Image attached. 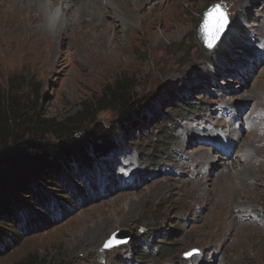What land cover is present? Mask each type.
Listing matches in <instances>:
<instances>
[{"label": "rangeland", "instance_id": "1", "mask_svg": "<svg viewBox=\"0 0 264 264\" xmlns=\"http://www.w3.org/2000/svg\"><path fill=\"white\" fill-rule=\"evenodd\" d=\"M94 1L109 7L106 0ZM242 1L246 4L240 6ZM113 2L119 11L118 0ZM216 2L129 0L133 13L125 25L136 26L143 13L148 17L162 11L163 18L145 25V33L139 31L130 39L127 36L134 32L121 29L116 22L113 44V32L100 33L101 52L115 64L111 69L98 68L91 59L93 36L79 44L57 38L52 59L60 66L55 70L53 62L48 71L38 70L29 62L0 66V132L19 127L34 114L51 120L52 130L60 136L71 134L75 140L85 136L83 133L104 130L103 137H98L103 139L97 144V152L90 150L68 170L49 174L48 186L35 188L25 195L24 206L19 204L16 226L0 227L4 232L12 227L21 238L18 245L12 244L15 239L11 237L0 240V264H249L233 250L232 241L205 237L202 224L212 220L209 207L215 209L218 201L211 203V199H220L216 176L223 169L234 173L249 162L242 157L250 142L248 137L262 152L254 162L258 164L264 156V141L252 139V129L244 125L252 107L262 110L254 114L256 121L264 118L263 89H254L261 82L264 88V39L256 36L261 27L264 36V19L259 16L264 15V0H219L229 14V27L217 45L206 51L197 32L203 12ZM30 6L28 2L27 8ZM137 6L143 9L142 14H136ZM17 7L7 5V14L10 10L27 14V9ZM41 7L36 10L43 25L48 23L52 31L60 21L66 26L65 15L52 12L46 16ZM152 7L158 10L150 12ZM77 12L73 7L67 14L76 18ZM113 19L114 15H107L103 23L117 21ZM166 26L168 31H164ZM120 82L124 84L122 100L131 104L133 112L124 120L117 99L110 102L108 98ZM244 93L250 97L246 106L236 112L228 110L231 105L226 104L232 99L241 101ZM17 106L23 111L13 126ZM187 128L194 133L184 134ZM227 128L237 134L224 135ZM208 130L222 143L215 145L220 148L218 158L209 151L213 141L202 137ZM53 131L46 140L59 144ZM238 135L240 141L227 147L229 139L235 141ZM181 136L184 145L179 147ZM182 151L190 158L207 151L206 155L216 160L204 173L206 182L201 181L206 195L194 191L202 197L201 202L195 203L191 195L197 184V163L188 162L180 155ZM225 160L235 164L223 166ZM184 162L188 166H178ZM248 181L251 192L236 194L252 196L250 199L223 203L229 211L241 208L252 220H238L248 225L238 227L240 241L262 240L264 244V196L253 192V178ZM263 181L258 190L264 191ZM235 224L239 223L235 220ZM94 227H101L102 235L98 242L85 246L92 240L87 238V231ZM118 231L127 232L129 241L103 249L104 242ZM194 249L198 254L185 255Z\"/></svg>", "mask_w": 264, "mask_h": 264}, {"label": "bare ground", "instance_id": "2", "mask_svg": "<svg viewBox=\"0 0 264 264\" xmlns=\"http://www.w3.org/2000/svg\"><path fill=\"white\" fill-rule=\"evenodd\" d=\"M28 2L29 4L31 3V6L29 8H27ZM106 2L109 3L110 8L106 7L107 5L102 6V4L99 3L98 5L94 0H0V27L2 28V32L0 33V66L10 67L18 62H29V64L31 63L32 66L37 67L38 70L40 69L43 71H48L50 64L53 62V54L54 52H56V48L54 46L56 45L57 38H59L60 41L71 39L70 41L73 40V42L75 41L76 44H79L82 43L83 40L87 37L91 38V36H93L94 39H91V43L95 48L92 49V46L89 47L91 59H93L98 68H114L115 64L106 59V57L101 52V42H99L100 33L111 34L113 32V38L111 39V44H113V42L116 41L114 28L116 27L115 23L117 22L121 24V29L125 27L124 29H127L126 31H129L131 29L134 32L131 33V35L130 33L128 36L126 35L128 39H130L139 31L145 33V25H152V22L156 21L157 19H162L163 12H159L157 11V8L152 7L150 9V12L151 10L155 9L154 11H157L156 14L151 15L150 13L148 17H145L144 13L142 14L143 9L137 6L138 10L136 11V14L139 11L142 14L140 17L138 16L137 25H125V23L128 24L127 17L131 15V13H133L129 0H118L119 5H116L118 6L117 8L120 9L119 11L114 9L113 6H115V3L113 2V0H106ZM245 4V1H242L240 3V6H243ZM7 5H9V7H14L16 5L20 8L27 9V14H23L22 11L18 13L13 10H10V12L7 14L5 9ZM151 5L152 4H150V6ZM38 6H42L44 8V11L48 14L46 16L51 15L52 12L56 14L60 12L59 15L61 17L65 15L67 21L66 26H64L65 24L60 21L59 25L55 29L56 31L50 30L47 26L48 23L47 25H43V18L40 12L36 10V8L40 10ZM73 7L76 8V11H78L76 18L73 16L71 18V15L67 14V12H69ZM107 15H114L113 20L116 19L117 21H104L103 23V19H105ZM259 16L264 19V15L261 14ZM100 19H102V21H99ZM46 21L48 22V19ZM236 26L240 28L239 23L236 24ZM169 29L170 27L166 26V29L164 28V31H168ZM262 30L263 27L258 30L256 36L264 39ZM59 66V61H54L52 64V70H55ZM248 77L249 78L247 81H250L252 77L249 75ZM247 81H245L244 83H246ZM254 89H263L264 93L262 82ZM244 95L245 93L241 95V101L235 99L230 100V104L227 103L226 105L231 106L227 109L236 112L237 110L239 111L243 107H245L248 103V100H250V97H245ZM257 108L258 107L251 108V113L247 116V118H245L244 125H248L252 129L250 131L252 139H258L257 142L261 143L264 141V134H260L264 131V118H261V120L258 121H256L257 119H254V114L262 111L261 109ZM225 110L226 109L224 108V111ZM229 132H231L230 128L223 134L226 135ZM191 133H194V130H192L191 128H187V132H184V134L186 135H190ZM231 133H235V135L237 134V132ZM202 137H205L206 141L212 140L213 143L209 145V151L212 154L216 155L217 158L221 156L220 148H217L219 146L216 145L219 144L217 142V135L213 131L208 130L206 133H203ZM239 138V135L237 136V138H235V141L234 138H228L230 141L226 143L227 147L230 146L231 143H233L234 146L238 142V140L240 141ZM248 139L250 142L246 144L242 157L245 158V161L249 162L239 170H237L236 168V170H234V173L229 169H223L220 171V174H218L214 179V184L217 192L220 194V199H211V203H214L216 201H218V203L216 208L213 210H211L209 207V211L212 214V220L203 221L202 225L205 228L203 235L205 237H213L219 240L232 241L233 243H235V247L233 250L237 251V253L240 252L243 259L249 262V264H264L263 241L260 239L261 241L255 243L242 242L240 241L241 238L237 236L238 227L246 225L238 220L247 219L249 221H252L248 217L249 215L247 216V212L241 210V208L238 207H235L232 211H229L226 204L223 203L225 200H228L229 202H235L238 199H250L252 196L247 198L245 196L236 194L240 191L247 194L251 192L248 181L250 178H253L254 182L253 187L255 189L253 192H255L259 196H264V191L258 190L257 187V185L261 183L262 180H264V156L259 160L258 164L254 162L256 158H259L256 156L257 153L262 152L257 150V146L255 145L253 140H250V137H248ZM178 144L179 147H182L184 145V139H182V136L179 138ZM219 145H222V143L220 142ZM253 149L256 150L255 154L253 153ZM206 154L207 151L201 152V155L200 152L197 153V156L195 157L197 159L196 161H193V159L195 158L187 157L184 151L180 153V155H182L183 157L186 156V160H188V162L197 163V173L198 175H200V178L198 177V175L197 177H195V182L197 184L193 185L191 194L195 203L201 202L202 197L199 194L194 193V191L198 190V192H203L206 195V191L204 192L205 189H202L200 186L201 181L206 182V179H208V177H206L204 173L209 172L211 167L213 168L214 163H216V160H212L211 157H208V154ZM224 162L222 163L223 166L230 165L232 167L233 164H235L234 161L226 162L225 160ZM178 166L185 167L188 166V163H180V165L178 164ZM159 185L161 186L162 183H159L158 186ZM179 188L181 189V187H178V191H180ZM236 210H238L237 215L235 214ZM235 220L239 224H235V226H233V221ZM87 233H89V236H87V238L91 237L92 240L90 242H87L88 244H86L85 242L86 245H84L90 246L91 243L94 244L99 241L97 238L102 235V229L101 227H94L91 230L89 229ZM227 248L230 249V247L228 246Z\"/></svg>", "mask_w": 264, "mask_h": 264}, {"label": "trees", "instance_id": "3", "mask_svg": "<svg viewBox=\"0 0 264 264\" xmlns=\"http://www.w3.org/2000/svg\"><path fill=\"white\" fill-rule=\"evenodd\" d=\"M122 85L124 84L120 82L119 86L109 93L108 98L110 102L119 103L120 115L124 120L127 115L132 116L133 112L131 104L126 105L127 101L122 100ZM32 105H35V102ZM108 108L110 106L101 110ZM22 111V107L17 106L15 119H12L10 125L13 123L14 126L15 122L18 124ZM50 124L51 120H44L39 114H34L32 119L24 120L19 127L16 125L15 129L9 127L0 132V227L16 226L14 220L20 213L19 204L23 205L25 195L35 188L48 186L49 174L54 176L68 170L72 163L85 157L88 151L97 152L100 148L97 144L102 141L104 130L83 133L85 136L75 140L71 134L60 136L52 130L53 126ZM52 131L59 144L46 140V135ZM100 135L102 137L98 139ZM11 229L8 232L0 229V240L11 237L15 239L12 244L18 245L21 238L15 234L12 227Z\"/></svg>", "mask_w": 264, "mask_h": 264}, {"label": "snow or ice", "instance_id": "4", "mask_svg": "<svg viewBox=\"0 0 264 264\" xmlns=\"http://www.w3.org/2000/svg\"><path fill=\"white\" fill-rule=\"evenodd\" d=\"M229 14L222 2H216L206 9L202 16L200 31L207 47L212 48L220 39L227 25L229 24ZM125 240H119L115 234L109 237L103 245V249L108 250L113 247H119L120 244L126 243ZM198 254V249H194L185 255L190 257Z\"/></svg>", "mask_w": 264, "mask_h": 264}, {"label": "water", "instance_id": "5", "mask_svg": "<svg viewBox=\"0 0 264 264\" xmlns=\"http://www.w3.org/2000/svg\"><path fill=\"white\" fill-rule=\"evenodd\" d=\"M214 4V3H213ZM213 4H211L209 7H211ZM208 7V8H209ZM207 8V9H208ZM206 11V10H205ZM205 11L203 12V14L205 13ZM203 14H202V16H203ZM201 22H202V19H201ZM200 27H201V23H200V25H199V28H198V32H197V35H198V38H199V40L201 41V44H202V46H203V48L206 50V51H210V50H212L216 45H217V43L220 41V39H221V37H220V39L218 40V42H216V44L212 47V48H209V47H207L206 46V44H205V41H204V39H203V34L201 33V31H200ZM228 27H229V24L227 25V27H226V30L224 31V33L227 31V29H228ZM223 33V34H224ZM222 34V35H223ZM115 235L117 236V238L119 239V240H125V241H129V239H130V236H129V234L127 233V232H124V231H118V232H116L115 233ZM126 242V243H127ZM126 243H123V244H126ZM123 244H120V245H123ZM119 245V246H120ZM113 248H115V247H113ZM112 249V248H111ZM109 250V249H108ZM100 261H102V258H101V255H100Z\"/></svg>", "mask_w": 264, "mask_h": 264}]
</instances>
